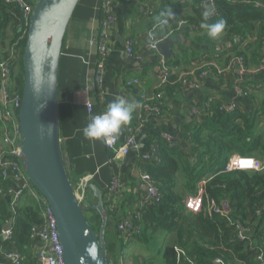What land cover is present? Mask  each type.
I'll return each mask as SVG.
<instances>
[{
    "label": "crops",
    "instance_id": "crops-1",
    "mask_svg": "<svg viewBox=\"0 0 264 264\" xmlns=\"http://www.w3.org/2000/svg\"><path fill=\"white\" fill-rule=\"evenodd\" d=\"M211 2L212 0H115L113 12L116 25L109 42L110 53L106 57H101L97 48L92 47L89 42L98 31L102 19L101 0H81L68 28L62 51L59 87L64 157L75 181L89 176L87 186L95 185L103 190L108 213L107 243L113 256L117 257L118 264L127 263L121 260L123 249L116 224L129 220L134 214L146 209L148 199L144 175L148 166L161 163L144 160L151 154L152 148L158 146L160 150L163 143L169 149L181 151L183 159L194 162L196 146L189 136L193 131L192 122L200 124L205 119H191L192 109H196L197 114H205L210 102L226 108L237 103L244 111L253 114L255 106L241 94L239 86L251 87L258 101H264V70L259 71V67L248 74H242L239 65H236L225 71L224 81L221 83L210 75H199V72L213 69L214 66L226 70L230 62L227 63L225 57L221 59V56L231 52L235 46V40L228 39L224 30L216 39L210 38L207 29L201 26L204 22L197 20L196 8L199 6L203 13L205 6L211 5ZM166 11L174 14L169 23L163 29L157 26L152 32V28L158 25V20L163 18L160 14ZM181 20H186L187 23L177 30L176 24ZM150 35L153 38L168 35L167 40L177 39L172 59L167 61L171 76L178 82L177 89L173 94L165 92L161 100L156 98V93L161 91L159 62L164 57L158 50L149 48ZM127 38L134 42L133 57L127 56L124 51L123 44ZM99 64L104 70L103 82L94 90V74ZM201 67L203 68L200 69ZM135 79L140 84L129 86L128 83ZM86 88L92 91L88 92ZM117 97L138 101L141 105L134 111L132 119L122 125L118 134L119 144H123L128 136L127 129L140 127L136 134L138 150L127 156L108 151L104 140L85 139L82 131L92 116L85 109L87 102L95 105L93 115H97L105 112L107 105ZM261 127L264 128V122ZM4 134L5 127L0 123V151L5 147L2 143ZM164 136L170 140H166ZM182 173L184 174L181 170L178 175ZM114 179L122 183L119 194L115 195L109 192V185ZM87 186L86 197L90 196V205H93L95 202ZM96 218L98 219L97 216ZM129 235L128 243L136 256V250L142 251L144 247L134 245L131 241L135 235ZM162 240L169 242L167 237L162 236ZM1 243L0 264H4ZM41 248L39 240L24 247L21 252L25 264L37 263ZM146 259L148 258L143 257L138 263L147 264Z\"/></svg>",
    "mask_w": 264,
    "mask_h": 264
},
{
    "label": "trees",
    "instance_id": "trees-1",
    "mask_svg": "<svg viewBox=\"0 0 264 264\" xmlns=\"http://www.w3.org/2000/svg\"><path fill=\"white\" fill-rule=\"evenodd\" d=\"M254 2L259 0H214L216 15L207 20L199 6L196 8L198 21H224L225 36L234 39L235 46L221 59L225 57L228 63L240 58L243 68L248 71L260 67L264 57V0H261L263 6L257 8ZM27 29L16 2L0 0V62L11 64L10 87L20 93L24 84L23 50ZM224 77L225 74L220 75V83ZM169 82L162 92L173 94L178 82L173 76ZM243 90L255 106L253 114L240 106L235 111L222 112L221 105H207L205 114L198 113L193 119L197 121L204 117L205 122H192L193 131L189 134L190 141L196 146L194 162L183 159L178 149H169L161 143V163L146 169L161 200L145 203L146 209L140 213L141 234L135 235L131 242L150 251L152 240L167 237L169 242H164L163 249L158 252L161 264H191L186 258L192 264H216L217 259L222 264H260L258 256L264 253V169L224 172L225 165L234 155L253 157L264 164V128L261 127L264 101H258L251 87ZM181 170L185 178L179 186L177 175ZM202 181H206L203 203L200 211L195 213L186 208V201L198 193ZM12 187L13 183L3 178L0 171V241L4 251L14 249L22 254L24 247L36 241L30 235L34 227L43 223V218L40 207L28 198L13 211L11 200L4 195ZM210 201L227 210L228 215L210 214ZM12 217L13 236L11 240H4L2 231ZM246 230L250 233L240 240L239 232ZM177 249L182 250L186 258H178ZM153 260L151 258V263Z\"/></svg>",
    "mask_w": 264,
    "mask_h": 264
},
{
    "label": "water",
    "instance_id": "water-1",
    "mask_svg": "<svg viewBox=\"0 0 264 264\" xmlns=\"http://www.w3.org/2000/svg\"><path fill=\"white\" fill-rule=\"evenodd\" d=\"M81 0H39L31 15L23 50L24 84L18 113L22 167L48 201L57 222L66 264H118L107 243L108 213L103 190L89 185L94 199L84 205L68 170L61 135L60 67L64 40ZM177 39L159 44L166 61ZM99 220L95 230L84 211ZM10 218L4 231L12 229Z\"/></svg>",
    "mask_w": 264,
    "mask_h": 264
},
{
    "label": "built area",
    "instance_id": "built-area-1",
    "mask_svg": "<svg viewBox=\"0 0 264 264\" xmlns=\"http://www.w3.org/2000/svg\"><path fill=\"white\" fill-rule=\"evenodd\" d=\"M11 1L16 2V5L20 8L22 14V21L29 25V21L33 10L39 0H5L6 3H10ZM115 0H101V9H102V19L99 23V29L92 38H90L89 42L92 47H96L98 53L101 57H106L110 53L109 42L112 39L114 27L116 25V18L113 12V5ZM230 2H234L235 0H226ZM246 3V1H244ZM248 4H253L252 2H248ZM211 5L213 6V13L209 16L210 19L214 18L216 15V6L214 0H212ZM263 3L261 1L254 2V7H261ZM187 23L186 20H181L176 24V29L179 30L182 26ZM157 29V25L152 28V32ZM151 42L149 43V48L151 50H157L159 44L165 42L168 39V35L162 38H153L151 35ZM124 51L127 56L133 57L134 50V42L133 40L127 38L124 40ZM160 69H161V83L159 88L161 91L156 93V98L161 100L163 98L164 92H162V88L169 84V79L171 77V71L167 66V61L165 58H161L160 60ZM239 65L242 74H248L251 71L245 70L243 68V61L240 58H236L231 60L229 67L226 70L217 68L214 66V70L208 69L201 71V76H211L215 81L220 83V75H223L225 71H228L230 68ZM201 67L200 69H202ZM199 69V70H200ZM198 70V71H199ZM264 70V64L259 67V71ZM103 66L99 64L95 70L94 74V90L98 89L103 82ZM12 80V66L9 62L4 61L0 62V123L5 127V134L2 138V143L5 146L2 151H0V171L2 172V177L10 180L13 183L12 189L8 192V194H4L8 196L11 200V207L14 211L16 206L24 199L28 198L34 201L41 209L43 223L39 227H34L30 238L32 240H39L42 243V248L37 256V264H66L63 255V247L60 241V236L57 229V222L52 213V210L48 204V201L37 191V189L32 186L30 181L28 180L27 175L25 174L22 167L21 160V132L19 129L18 123V113L22 104V93L18 91L11 90L10 84ZM139 85L140 81L138 79L133 80V82H129L128 85ZM86 91L89 88H86ZM239 91L244 97H247V93L243 90L242 87L239 86ZM212 102L208 103L210 105ZM239 105L237 103H233L229 108L224 106H220V110L222 112L235 111L237 110ZM149 108V106H148ZM85 109L88 114L93 115L95 111V105L92 102H87L85 105ZM155 110H158L157 107H154ZM104 112L98 113L102 114ZM97 114V115H98ZM197 110L192 109L190 111L191 119L196 118ZM140 127H129L127 129L128 136L123 144H119L118 136H109L104 139L105 147L108 151L117 152L122 156H127L132 151L138 150V144L136 141V134L139 132ZM166 140H170L167 136H164ZM9 156V157H8ZM145 161H153L160 162L159 158V147L154 146L152 148L151 154L144 158ZM264 169V164L253 157H243L239 155L232 156L227 164L224 167L225 173H230L234 171H262ZM90 179L89 176H84L80 179H77L75 182V188L77 194L81 200V202L86 205V186L88 185ZM144 181L146 182V190H147V199L148 201L160 202L161 196L155 186L153 179L146 173L144 175ZM206 181H202L199 184L198 193L195 196L188 197L186 201V208L192 212H199L202 207V200ZM122 183L118 179L112 180V183L109 185V192L111 194H119ZM209 212L210 214H218L221 216L228 215V211L223 207L216 206L215 202H209ZM141 214L140 212L134 214V216L126 220L122 223H117L116 230L120 235H140L141 234ZM250 233L249 230L240 231L239 239L244 240L246 235ZM2 237L4 240H11L13 234L12 231H2ZM129 235V236H130ZM1 242V241H0ZM4 264H25L23 260V256L17 250H9L4 251ZM178 258L185 257V253L177 249ZM186 260L192 264L190 259ZM258 261L260 264H264V253L258 256ZM216 264H222L221 260L217 259L215 261Z\"/></svg>",
    "mask_w": 264,
    "mask_h": 264
},
{
    "label": "clouds",
    "instance_id": "clouds-1",
    "mask_svg": "<svg viewBox=\"0 0 264 264\" xmlns=\"http://www.w3.org/2000/svg\"><path fill=\"white\" fill-rule=\"evenodd\" d=\"M212 6L206 5L202 15L205 20L213 13ZM174 14L171 11L162 12V19L158 20V27L164 28L169 23V19ZM207 29V35L216 39L224 28V21L219 20L216 23H204L201 25ZM141 107L138 101H130L124 97H117L107 105V110L98 115L90 116L89 123L83 128V136L85 139L96 141L104 140L109 136H118L122 125L127 124L133 116L134 111Z\"/></svg>",
    "mask_w": 264,
    "mask_h": 264
},
{
    "label": "rangeland",
    "instance_id": "rangeland-1",
    "mask_svg": "<svg viewBox=\"0 0 264 264\" xmlns=\"http://www.w3.org/2000/svg\"><path fill=\"white\" fill-rule=\"evenodd\" d=\"M261 1V0H259ZM184 174L182 173L181 175H178L177 176V183L179 186H181L183 183H184V178H183ZM88 198L86 199L87 202L85 203L86 205L88 204L89 206H92L90 205V201H91V198L89 195H87ZM84 214L87 218V220L91 223V225L93 226V228H95V230H98V227H99V221L98 219L96 218V213L91 210V209H86L84 211ZM159 236V235H158ZM128 236L126 235H120L119 237V241H120V245L123 249V252H122V261L126 262L127 264L130 262V264H139L138 263V260L143 258V257H147L148 259H146L148 261L147 264H161L162 263V259H161V255L158 254V252L163 249V245H164V242L162 239V237H158L157 240L154 239L152 240V242L150 243L151 245V249L150 251L147 250L146 247H144V249L142 251H137L136 250V256L134 255L135 251L131 250V246L130 244L128 243ZM162 241V242H161ZM135 250V249H134ZM132 251L134 253H132ZM145 252H147V254H145ZM151 258L153 260V262L151 263Z\"/></svg>",
    "mask_w": 264,
    "mask_h": 264
}]
</instances>
